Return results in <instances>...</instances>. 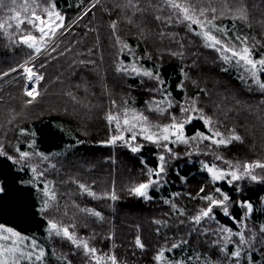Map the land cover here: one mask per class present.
<instances>
[{
	"label": "trees",
	"instance_id": "obj_1",
	"mask_svg": "<svg viewBox=\"0 0 264 264\" xmlns=\"http://www.w3.org/2000/svg\"><path fill=\"white\" fill-rule=\"evenodd\" d=\"M9 1L8 21L0 29V78L31 60L32 50L18 40L29 32L37 35L32 24L21 23L16 28L19 20L13 19ZM5 2L0 0L2 6ZM16 2L20 20L31 18L33 12L45 19L46 10L53 8L64 17L70 27L53 43L63 59L60 69L50 70L51 78L64 83L61 92L68 100L83 93L98 98L99 103L93 119L43 111L22 124L27 132L25 142L32 140L35 150L47 157V176L56 194L52 210L41 211L40 193L30 183L29 170L8 159L13 157L10 146L8 156L0 155V226L35 240L45 252L40 264H94L81 246L49 233V221L68 228L97 254L112 255L117 264H158L156 257L162 251L174 262L193 256L215 260L212 243L216 239L209 228L238 231L247 223L264 233V179L215 183L205 170V165L227 169L228 162L251 164L264 159V89L228 68L171 8H164V0ZM214 26L224 29L232 41L246 38L253 46L251 51L264 56L261 30L230 19L218 20ZM120 63L134 65L139 73L118 71ZM51 64L40 63L45 71ZM212 93L215 96L209 100ZM113 100L147 117V123L155 127L170 125L173 118L181 122L198 116L199 111H181L195 101L211 123L206 126L203 120L193 119L184 125L185 137L197 131L208 135L211 129L226 139L235 134L241 140L220 146L199 139L170 143L171 152L163 144L139 137L131 143L107 145L112 128L104 113ZM132 147L139 151L132 152ZM161 166L163 172L151 177L156 183L148 188V198L136 196L131 189L148 181V169L159 171ZM80 185L92 195L81 191ZM217 189L229 196V215L213 210L210 223H197L194 218L209 204L203 197L222 198ZM245 204L252 205L249 216ZM260 259L264 264V252Z\"/></svg>",
	"mask_w": 264,
	"mask_h": 264
},
{
	"label": "rangeland",
	"instance_id": "obj_2",
	"mask_svg": "<svg viewBox=\"0 0 264 264\" xmlns=\"http://www.w3.org/2000/svg\"><path fill=\"white\" fill-rule=\"evenodd\" d=\"M16 1L17 0H15V2L14 0L9 1L12 17L16 15L15 10L17 7H19ZM175 2L178 4H184L190 9L194 8L195 13L193 14V18L199 22L192 23V20L184 19V13L172 8L169 0H164L166 5L164 8H166V10H170L169 8H171L174 11L175 17H177L178 20L183 21L185 24H188V27L191 29V31H193V33L198 36L200 40H202L203 45L218 53L220 59L226 64L228 68L234 69L240 74L241 77L246 80H250L253 82V84L259 86L256 80L259 79L261 82V76L264 75V73L257 71L256 76L254 77L250 71V66L245 65L243 61H239L238 56L233 57L232 55L233 51H239L240 48L245 46L249 47L251 51L253 46L249 45V42L246 38L243 39L238 37L236 38L237 40H230L229 37L226 36L227 34L225 30L215 27L214 24L216 21L221 19H230L242 22L245 27L253 26L257 28V30H261V32L264 33V0H175ZM25 4L26 2L24 1V9ZM201 9L206 10L203 16L199 15V11ZM211 9H215V12L213 13ZM241 12L245 17L243 19L240 18ZM213 16H215V19H212ZM51 19L55 20V17L53 16ZM44 20H49L47 12H45ZM209 20H211V23L208 22ZM4 21H8V0H6L4 6H2L0 3V24H3ZM36 24L38 26H42L39 25V21H36ZM216 29H221L222 31H217ZM36 31L37 35L35 36L39 37L40 34L37 28ZM205 32H208L216 39H219L221 44L213 45V41L207 40L203 35ZM59 37L60 35H57L56 37L52 38L51 42L46 46V51L42 49L43 54H37L34 49H31L26 44L21 43L20 41L23 36L20 37L18 43L32 50V58L21 67L13 70L9 74L7 73L5 76L0 78V152L8 156V148L10 146V151L13 154L12 160L20 167L29 170L31 175L30 183L34 185L40 193V209L43 207L45 200H47V196L44 192L45 185H48L52 189V181L49 180L47 176V170L49 167L45 164L46 159L35 150L32 140L25 142L24 136L27 134V132L26 130L22 129V124L30 120L34 115L40 116L43 114L41 113L43 111L61 115L63 117L69 115L70 117H80L81 119H85L86 115H88L90 119H93L95 115L92 112L95 111L96 113V111L99 110V103L96 100L98 98H90L91 95L86 97V94L83 96V93H80L76 95V97L73 95L70 96L68 100L66 94L61 92L65 86L64 83H57L58 80L55 82V79L51 78L50 70H55L57 68L60 69L63 59V53L60 52L59 46H54L53 44ZM242 41H246V44L242 43ZM53 48H55V51L52 50ZM251 53L254 60L264 58V56L257 57L255 51H251ZM37 60H40V62H36ZM49 61L52 63L51 68L47 71L43 70L40 63L45 64ZM26 68H31L37 75L43 76V79L39 82V84L28 80L27 72L25 71ZM117 69L118 71L125 74L137 75L139 73L138 70H133L136 69L134 65L124 66L122 63H120ZM12 74L15 75H13L8 80V76ZM31 87H37L42 95L38 97L36 103L26 106L25 102L27 99H29V97L25 95V92ZM106 96H110V93L108 92ZM112 96L114 95L112 94ZM214 96L215 95L212 93V96L209 100H213ZM110 115L115 119L109 121L107 117ZM134 115L140 116L128 109H124L122 106H118L115 100L108 103L104 113V119H106L109 126L112 128V135L110 136L108 142L117 135H123L124 140H116L115 143L107 142V145H113L119 141L128 143L134 142V140H132L133 132L136 133V137L144 139L145 133L142 131L143 128H148V134L156 133V135L153 137V139H156L159 136V129L169 126L166 125L155 127L149 125L148 123L137 121L134 119ZM125 120H128L129 124L126 125L124 123ZM117 124H119V127H117ZM132 124H136V127L133 128L132 131H127L126 129L131 127ZM207 136H212V132L210 131ZM15 139L17 140L13 141ZM216 139H219V137H216ZM173 140H175V136H170L168 141L160 140L159 145L170 144ZM146 141L153 143L150 140ZM206 141L211 142V139ZM20 144H24V147H20ZM20 152H27L29 155L22 159L20 157ZM256 163H264V159L251 164ZM238 165L240 167H237ZM244 165H246V163L240 161L234 163L228 162V167L230 166V168L227 167V169H218L209 165H205V170L208 172L213 182L228 183V180L231 179V176L227 175V173L235 171L237 175H240ZM209 168L225 173L226 175L224 179L214 181L212 179V174L208 171ZM33 169L36 171L34 172ZM252 172L257 176L255 181L264 179V169L254 168L252 169ZM243 179L252 180L251 176L245 175L242 179L235 180L231 184H234V182L240 183ZM79 188L81 191H84L80 186ZM84 192L89 193L90 191L88 190ZM49 203L50 206L44 209V211L52 210V206L56 203V199L54 201H50ZM225 206L228 207L227 202ZM213 210H218L224 214L223 207H213ZM249 214L250 211L247 209V216H249ZM212 218L213 216L210 214L208 217H203L200 221H207V223H210ZM59 227L60 226H58V228ZM208 227L210 226H207L206 228ZM3 229L8 228L0 226V251H3L5 247L18 249L17 252L8 257L9 264H12L14 259L18 260L19 264H40L42 262L45 252L35 240L24 237L17 233L18 237L24 238L23 242H20L17 236H11L10 233H5ZM222 229V227L208 229V231L216 239V241L212 243L215 248L214 250L217 253L216 257H218L215 260H212L209 257L193 256L186 259L184 257L182 260L174 262L171 260V258L165 256V251H162L157 255V257H161L160 260H157L156 257V261L158 264H263L260 259L262 253L264 252V233L262 231V234L257 233L255 230L250 228L247 223H243L241 226H239L238 231H232L234 235L231 236L228 233L223 232ZM49 233L56 235L55 231L50 232L49 230ZM241 234L243 235V243L241 242ZM4 235H8L9 239L4 240ZM60 236L63 235L61 234ZM69 241L73 243L71 240ZM73 244L75 246H81L85 253L91 256L94 264H112L110 259V257H113L112 255H99L96 252L95 254H91L86 252L82 244ZM238 249L240 251L239 257L232 256V253L236 252ZM41 251L43 252V256L38 261L35 259V257L39 255ZM254 256H256V258H254Z\"/></svg>",
	"mask_w": 264,
	"mask_h": 264
},
{
	"label": "snow or ice",
	"instance_id": "obj_3",
	"mask_svg": "<svg viewBox=\"0 0 264 264\" xmlns=\"http://www.w3.org/2000/svg\"><path fill=\"white\" fill-rule=\"evenodd\" d=\"M15 2V0H14ZM170 5L172 8L177 9L179 11H182L184 13V19L186 20H192V23H198L199 21L193 18V14L195 13V9H190L189 7L185 6L184 4H178L175 2V0H169ZM95 3H99V0H95ZM95 3L92 4V7H95ZM91 8L86 9L84 12V15H86L88 13V11H90ZM205 9H201L199 11V15L203 16L205 14ZM211 11L214 13L215 9H211ZM25 12H27V9H25ZM47 15L49 17V20H44L41 18V16L37 15L35 12L32 13L31 18H25L24 20H20V13L17 12L16 15L13 17V19H17L19 20V23L16 24V28L19 29L20 28V24L21 23H28V24H32L34 28H37V30L39 31V37L33 35L31 32H29L27 35L23 36V38L21 39V43L26 44L29 48L34 49L35 52L37 54H43L42 53V49L46 51V46L51 42L53 37H56L57 35H63V31H66L70 25H66L64 23V17L59 14L58 12L54 11V8L52 10H46ZM55 17V20H52V17ZM240 18H245L244 14L241 12V16ZM212 19H215V16L212 17ZM36 21H39V25L42 26H38L36 24ZM209 23H211V20L208 21ZM10 26V25H9ZM203 26V25H202ZM113 27H115V25H113ZM4 28V24H0V29ZM47 28V30H46ZM217 31H222L221 29H216ZM203 35L206 37L207 40L213 41V45H218L221 44V41L219 39H216L214 36L210 35L208 32L203 33ZM242 43L246 44V41H242ZM53 51H55V48L52 49ZM233 57H237L239 58V61H243V63L245 65L250 66V71L252 73V75L255 77L256 76V72L259 71L261 73H264V58L262 59H258V60H254L252 58V53L249 49V47L245 46L243 48H240L239 51H233L232 53ZM134 71H137V69H133ZM25 71L27 72V78L29 81H34L36 84H39V82L43 79V76L41 75H37L33 69L31 68H26ZM144 75L146 76H153V73L151 71H144L143 72ZM156 79H159L158 75L155 77ZM256 82L259 84V87L261 89H264V83H261L259 81V79L256 80ZM182 87V85H181ZM25 95L27 97H29V99L26 100V106L27 105H31L33 103L37 102V99L40 95H42V93L38 90L37 87H31L29 90H27L25 92ZM171 106V105H169ZM160 111H163V109H159ZM182 112L188 113V112H198L199 111V115L198 116H188L186 117L183 121L181 122H177L175 120V118H173V123L170 124L169 126L163 127L159 129V136L156 139H153V137L156 135V133H152V134H148V128H143L142 131L145 133L144 135V139L146 140H150L153 143H156L159 146V141L160 140H164V141H168L170 139V136H175V140L171 141L172 143H184V144H189L190 140L191 141H196V140H209L211 139V142L213 144H217V145H221V144H228L231 143L233 140L235 141H240L241 137L239 135H235L233 134L231 137H229L228 139H225L223 136H221V133L216 131V132H212V136H207L204 135L203 133L197 131V133L188 138L185 137L184 135V125L190 123L193 119H201L203 120L204 124L207 126L211 123L210 118H206L203 115L202 110H198L196 108L195 105V101H192V107L188 108V107H182L181 109ZM109 121L115 119L113 116H108L107 117ZM134 119H136L137 121L143 122V123H147V117L144 116H135L134 115ZM124 123L127 125L129 124L128 120H125ZM117 127H119V124H117ZM136 127V124H132L131 127H129L128 129H126L127 131H132L133 128ZM211 131V129H209ZM216 137H219V139H216ZM136 138V133L133 132L132 134V140H135ZM116 140H124V136L123 135H117L114 136L112 138L111 141H109L108 143H115ZM164 148L171 152L172 149L168 148L167 145H164ZM132 152H137L139 151L138 147H132L131 148ZM0 155H4V153L0 152ZM29 155V153L27 152H20V157L23 159L25 157H27ZM8 159H12V157H8ZM45 159H47V157H45ZM160 161H161V165L163 164L164 161V156L161 155L160 156ZM237 167H240L239 165ZM254 168H261L264 169V163H256V164H246L243 166L241 174L237 175V173L235 171L227 173V175L231 176V179L228 180V183L231 184L233 181L235 180H239L242 179L245 175L251 176L252 180H256L257 176L255 174H253L252 169ZM163 167L161 166L159 171H154L153 169H148V174H149V179L146 183H139L137 186L133 187L131 189V191L136 195V196H140V197H144V198H148L147 197V190L150 187V185L156 183L155 180H153L151 177L153 175L155 176H159V172H163ZM33 171L35 172L36 170L33 169ZM208 171L212 174V179L215 180H221L224 179L225 177V173L222 172H218L212 168H209ZM81 189L84 191H88L87 188H85L84 185H80ZM0 191H2V189H0ZM201 191H203V189H201ZM45 195L47 196V200H45L43 207L41 208V211H44V209L48 208L50 206V201H54L56 199V194L55 192L52 191V189L48 186L45 185V189H44ZM217 192H220V189H217ZM90 195H92L91 192H89ZM220 195L223 197L222 199H214L211 195L203 197V199L207 200L209 202L208 207L206 209H201L200 214L197 215L194 219L197 223H199V221L203 218V217H208L212 211H213V207H223V211L225 215H229V210L228 207L225 206L226 202L229 201V196L223 192H220ZM113 200L116 199L115 195H112L111 197ZM249 211H251L252 205L248 204L245 206ZM94 215H99V213H93ZM49 230L51 231H55L56 235H63L65 237H67L69 240H71L73 243H80L83 245L84 249L86 250V252L91 253V254H95L96 249L95 248H89L88 244L84 241H77L76 238L70 234L69 229L66 227H59L57 226L56 223H53L51 221H49ZM223 232L228 233L230 236L234 235V233H232V231L228 228H223L222 229ZM3 231L5 233H10L11 236H17L18 234L14 231H12L11 229H3ZM4 240H8L9 236L8 235H4L3 236ZM18 239L20 240V242H23L24 238L23 237H18ZM241 242L243 243V235L241 234ZM137 245L139 247H143V245L141 244L140 240L137 239L136 241ZM18 249L17 248H7L5 247L3 249V251H0V264H9L8 261V257L13 255L15 252H17ZM162 255V254H161ZM240 255V251L239 249L232 253V256L234 257H239ZM43 256V252L41 251L39 255H37L35 257L36 260H40L41 257ZM160 256L157 257V260H160ZM112 264H117V261L115 259V257H110ZM12 264H19L18 260H13Z\"/></svg>",
	"mask_w": 264,
	"mask_h": 264
}]
</instances>
